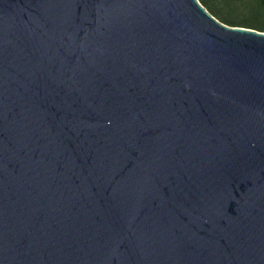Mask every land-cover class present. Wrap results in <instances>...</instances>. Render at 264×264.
<instances>
[{
  "label": "water",
  "instance_id": "1",
  "mask_svg": "<svg viewBox=\"0 0 264 264\" xmlns=\"http://www.w3.org/2000/svg\"><path fill=\"white\" fill-rule=\"evenodd\" d=\"M0 264H264V32L0 0Z\"/></svg>",
  "mask_w": 264,
  "mask_h": 264
},
{
  "label": "trees",
  "instance_id": "2",
  "mask_svg": "<svg viewBox=\"0 0 264 264\" xmlns=\"http://www.w3.org/2000/svg\"><path fill=\"white\" fill-rule=\"evenodd\" d=\"M199 2L224 23L264 32V0H199Z\"/></svg>",
  "mask_w": 264,
  "mask_h": 264
}]
</instances>
